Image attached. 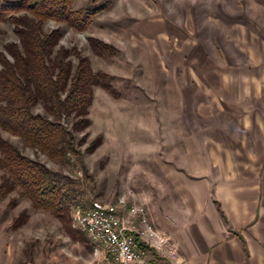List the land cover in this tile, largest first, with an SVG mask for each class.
<instances>
[{
	"label": "rangeland",
	"instance_id": "1",
	"mask_svg": "<svg viewBox=\"0 0 264 264\" xmlns=\"http://www.w3.org/2000/svg\"><path fill=\"white\" fill-rule=\"evenodd\" d=\"M87 1L76 0L74 9ZM263 14L264 0H116L84 32L44 22L43 34L60 32L56 49L71 53L72 67L75 55L87 58L93 72L108 77L111 89L94 88L86 129L74 131L75 119H62L79 154L68 163L52 161L0 130V140L57 175L67 190L70 230L32 210L14 191L0 199L2 263L96 264L92 244L71 227L75 203L125 197L144 205L150 219L169 222L175 201L170 152L182 146L198 150L199 139L214 137L219 124L237 130L253 108L262 109ZM92 41L106 49L94 51ZM10 44L20 46V39L5 22L0 53L9 61ZM32 113L48 117L42 104ZM252 147L239 143L240 150ZM11 200L15 204L8 207ZM22 213L27 221L12 228ZM155 256L149 264H169Z\"/></svg>",
	"mask_w": 264,
	"mask_h": 264
},
{
	"label": "trees",
	"instance_id": "2",
	"mask_svg": "<svg viewBox=\"0 0 264 264\" xmlns=\"http://www.w3.org/2000/svg\"><path fill=\"white\" fill-rule=\"evenodd\" d=\"M75 1L0 0V24H13L20 39V46L6 47L11 61L0 53V130L19 138L48 159L62 163L79 156L62 119H75L71 125L74 131L86 129L89 121L85 116L94 88L107 92L111 89L108 77L93 72L87 58L75 55L77 64L72 67L71 53L56 49L61 39L58 30L42 33L46 21L84 32L116 0H88L79 9H74ZM92 48L100 52L106 46L92 41ZM38 104L43 105L48 117L32 113ZM0 171L1 200L15 191L19 199L28 201L32 210L50 214L70 234L67 190L55 173L30 161L4 140H0ZM14 204L11 200L8 207ZM26 221L27 216L22 213L13 220L12 228Z\"/></svg>",
	"mask_w": 264,
	"mask_h": 264
},
{
	"label": "crops",
	"instance_id": "3",
	"mask_svg": "<svg viewBox=\"0 0 264 264\" xmlns=\"http://www.w3.org/2000/svg\"><path fill=\"white\" fill-rule=\"evenodd\" d=\"M262 110L264 104L253 108L234 131L219 124L214 137L199 139L198 150L170 152V221L151 220L176 243V264H264ZM247 142L253 147L240 150ZM155 255L150 250L145 264ZM2 257L0 245V264Z\"/></svg>",
	"mask_w": 264,
	"mask_h": 264
},
{
	"label": "built area",
	"instance_id": "4",
	"mask_svg": "<svg viewBox=\"0 0 264 264\" xmlns=\"http://www.w3.org/2000/svg\"><path fill=\"white\" fill-rule=\"evenodd\" d=\"M70 221L92 244L96 264H145L150 250L176 264L174 240L153 225L144 205L125 197L109 203H75Z\"/></svg>",
	"mask_w": 264,
	"mask_h": 264
}]
</instances>
